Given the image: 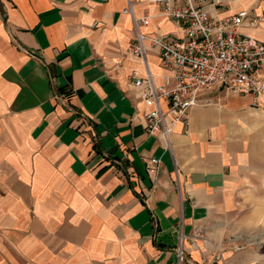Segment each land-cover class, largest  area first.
<instances>
[{
    "label": "crops",
    "instance_id": "crops-1",
    "mask_svg": "<svg viewBox=\"0 0 264 264\" xmlns=\"http://www.w3.org/2000/svg\"><path fill=\"white\" fill-rule=\"evenodd\" d=\"M129 1L145 33H179ZM126 2L0 0V264H178V247L181 264H264L236 248L264 180V108L203 95L173 129V162L145 132ZM223 4L208 14L264 11ZM240 31L264 43V26ZM147 62L162 84L156 50Z\"/></svg>",
    "mask_w": 264,
    "mask_h": 264
},
{
    "label": "built area",
    "instance_id": "built-area-1",
    "mask_svg": "<svg viewBox=\"0 0 264 264\" xmlns=\"http://www.w3.org/2000/svg\"><path fill=\"white\" fill-rule=\"evenodd\" d=\"M152 3L159 8V16L177 25L178 34L145 33L150 16L137 17L129 0L122 14L131 20V51L145 68L144 76L133 80L147 109L145 132L156 136L173 159V129L179 123L187 124L189 111L201 102L203 95L222 91L249 99L252 108H264V43L240 31L263 27L264 11L253 14L239 10L231 16L215 18L207 9H222L224 0ZM150 49L157 51L160 67L167 73L162 84H156L150 72ZM150 162L153 166L158 163L156 159ZM150 172L155 173L156 169L151 168ZM177 258L178 264L184 260L181 247L177 248Z\"/></svg>",
    "mask_w": 264,
    "mask_h": 264
},
{
    "label": "rangeland",
    "instance_id": "rangeland-1",
    "mask_svg": "<svg viewBox=\"0 0 264 264\" xmlns=\"http://www.w3.org/2000/svg\"><path fill=\"white\" fill-rule=\"evenodd\" d=\"M248 200L252 201L253 205L250 207L255 213L246 230L241 231L236 248L241 252L253 248L264 255V180L256 188L249 190Z\"/></svg>",
    "mask_w": 264,
    "mask_h": 264
}]
</instances>
